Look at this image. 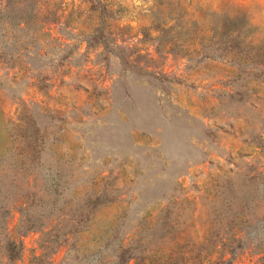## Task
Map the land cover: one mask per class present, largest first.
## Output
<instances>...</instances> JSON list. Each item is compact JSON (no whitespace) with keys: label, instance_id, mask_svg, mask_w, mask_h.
Wrapping results in <instances>:
<instances>
[{"label":"rangeland","instance_id":"rangeland-1","mask_svg":"<svg viewBox=\"0 0 264 264\" xmlns=\"http://www.w3.org/2000/svg\"><path fill=\"white\" fill-rule=\"evenodd\" d=\"M38 1L40 25H0V264H111L147 230L196 245L216 174L264 162V0Z\"/></svg>","mask_w":264,"mask_h":264},{"label":"trees","instance_id":"trees-1","mask_svg":"<svg viewBox=\"0 0 264 264\" xmlns=\"http://www.w3.org/2000/svg\"><path fill=\"white\" fill-rule=\"evenodd\" d=\"M39 15L41 13L38 0H4L3 4L0 0L2 27L22 29L30 23L40 25V22L34 20ZM225 34L228 36L226 41L239 47L237 31L232 35L227 30ZM99 42L105 46V38L102 37ZM259 141L258 152L264 156V137ZM206 197L207 204L211 206L210 210L206 211L208 224L196 245H190L189 241L184 239L181 229L174 233H168L167 230H147L146 234L149 236L159 235L157 242L147 245L142 240V234L134 238L131 234L126 242L125 236H119L108 262L124 264L129 259L142 258V264H207L218 261L219 264H229L234 253L251 242L259 245L263 251L260 257L264 258V162L260 166H249L248 169L232 175L216 174L212 189L207 192ZM32 223L34 222L25 224V229L32 228ZM74 229L60 228L51 234L48 241L60 243L76 231ZM42 232L51 233L50 229ZM4 246L6 258L10 260L17 256L18 244L16 246L13 239L6 238ZM213 251L221 255L218 260L211 258Z\"/></svg>","mask_w":264,"mask_h":264}]
</instances>
